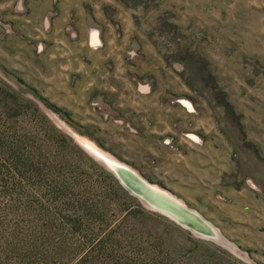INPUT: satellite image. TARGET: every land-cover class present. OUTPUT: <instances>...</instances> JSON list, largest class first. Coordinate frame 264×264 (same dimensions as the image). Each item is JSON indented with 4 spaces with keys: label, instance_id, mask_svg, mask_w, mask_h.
<instances>
[{
    "label": "rangeland",
    "instance_id": "rangeland-1",
    "mask_svg": "<svg viewBox=\"0 0 264 264\" xmlns=\"http://www.w3.org/2000/svg\"><path fill=\"white\" fill-rule=\"evenodd\" d=\"M16 94L93 161L83 138L235 249L130 192L145 213L107 199L109 231L70 227L62 191L10 183L0 264H264V0H0V146L21 134ZM75 169L63 168L66 193L98 203L104 179L91 168L70 182Z\"/></svg>",
    "mask_w": 264,
    "mask_h": 264
},
{
    "label": "trees",
    "instance_id": "trees-1",
    "mask_svg": "<svg viewBox=\"0 0 264 264\" xmlns=\"http://www.w3.org/2000/svg\"><path fill=\"white\" fill-rule=\"evenodd\" d=\"M18 98L19 94H16L9 108L18 109L19 115L23 116V123L19 130L21 134L3 138L12 140L8 143L4 142L5 146H0V177L4 171L9 175L0 190L4 189L3 191L6 192L5 188L11 183L21 187L33 184L37 186L40 193L44 190L62 191L64 198H68L63 209L67 219L70 220L69 226H75V228L84 226L87 231H109L110 223L107 221L108 216L106 218L107 213H104L107 199L110 201V206L114 205L113 210L117 212L124 211L125 209L122 207L126 204L129 207L138 206L139 208L137 207L138 210H136L138 212H146L142 209L141 203L123 188L109 170L85 155L72 143L71 139L56 129L37 104L32 103L31 111L24 110L27 108L23 105L24 99L22 98L19 102ZM52 107L58 109L55 105ZM24 130L26 133H22ZM30 140L32 146H35V150L26 153L25 148L28 147L27 142L29 143ZM72 167L76 169L71 173L70 182L80 183L83 180L86 183V178L81 179V172L92 178L94 175H92L91 168L94 169V174L98 171V176L100 175L104 179L105 182H98L95 179L97 185L103 187L98 195L100 198L98 203L89 204L87 200L74 197L73 193L69 196L70 191L66 193L69 185L65 179L63 168ZM83 168L86 171L89 170L90 174L83 172ZM1 182L2 180H0V185ZM91 185L97 187L95 183H91ZM9 197L12 204L13 195H9ZM13 206L14 204L11 208ZM136 211L133 210L130 214L136 215ZM96 218H100L101 222L95 223L98 221ZM120 227L121 225L118 228ZM15 231H21V227L16 225ZM43 262H47L45 255L37 262L33 258L30 261L33 264ZM74 264H80V262Z\"/></svg>",
    "mask_w": 264,
    "mask_h": 264
},
{
    "label": "water",
    "instance_id": "water-1",
    "mask_svg": "<svg viewBox=\"0 0 264 264\" xmlns=\"http://www.w3.org/2000/svg\"><path fill=\"white\" fill-rule=\"evenodd\" d=\"M82 144L91 157L109 170L123 187L139 198L146 207L161 212L180 225L189 228L197 235L210 236L216 241L223 243L220 238L221 235H219L220 233L211 227V223H207L205 221L206 219L204 220L201 217V214L200 216L199 214L191 212L182 200L179 202L175 198L162 193L160 189H153V184L144 180L137 171L136 173H133L129 169L126 171L128 167L126 168L118 165V162L113 160V157L107 155L110 160L106 161L92 151L84 142H82Z\"/></svg>",
    "mask_w": 264,
    "mask_h": 264
},
{
    "label": "bare ground",
    "instance_id": "bare-ground-1",
    "mask_svg": "<svg viewBox=\"0 0 264 264\" xmlns=\"http://www.w3.org/2000/svg\"><path fill=\"white\" fill-rule=\"evenodd\" d=\"M81 137V136H80ZM83 140V142L92 150V151H94L95 153H97V155L99 156V157H101V158H104L106 161H109L110 159L107 157V155H109L110 156V154H108V153H106L105 151H103L102 149H100V148H98L92 141H90L89 139H87V138H83L82 139ZM113 160H115V161H117L118 163V165H121L122 167H128L127 169H126V171L129 169V170H131L133 173H136V171L133 169V168H131L130 166H128V165H126V164H124V163H122V162H119L118 160H116L115 158L113 159ZM139 173V172H138ZM142 177V176H141ZM143 178V177H142ZM144 179V178H143ZM144 180H146V179H144ZM147 181V180H146ZM148 182V181H147ZM150 183V182H149ZM150 184H153V183H150ZM152 188L153 189H160L161 191H162V193H164L165 195H168L169 197H172V198H175L176 200H178L179 202H181L180 201V199H178V198H176V197H174L173 195H171V193H169L167 190H165V189H163V188H161V187H159L158 185H156V184H153V186H152ZM187 208H189L188 206H186ZM190 210H191V212H193L194 214H201L200 212L198 213L196 210H193V209H191V208H189ZM201 216V215H200ZM202 217V216H201ZM203 218V217H202ZM204 219V218H203ZM205 220V219H204ZM207 223H210L209 221H207V220H205ZM211 227H213V229H215L217 232H220L214 225H212L211 224ZM219 235H221V234H219ZM220 238H221V240L223 241V243L222 244H224V245H226V246H228V247H233V249H235V246L233 245V244H231L229 241H227L226 239H224V238H222L221 236H220Z\"/></svg>",
    "mask_w": 264,
    "mask_h": 264
}]
</instances>
